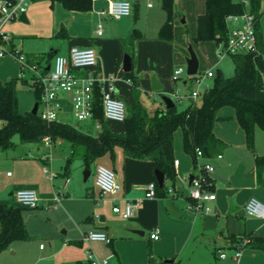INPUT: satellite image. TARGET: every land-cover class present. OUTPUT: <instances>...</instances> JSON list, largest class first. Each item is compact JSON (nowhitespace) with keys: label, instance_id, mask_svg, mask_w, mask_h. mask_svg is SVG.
<instances>
[{"label":"crops","instance_id":"crops-1","mask_svg":"<svg viewBox=\"0 0 264 264\" xmlns=\"http://www.w3.org/2000/svg\"><path fill=\"white\" fill-rule=\"evenodd\" d=\"M111 1L94 0L93 8L89 12H70L66 11L57 2L33 0L21 18L3 25L2 31H6L5 34L9 36V41L6 42L5 46L9 50L13 48V50L23 53L29 63L38 65L39 69L42 70H47L49 66H52L57 56H68L70 49L73 47L92 48L98 55V64L94 69L95 73L105 77H107L106 74L116 75L117 77L113 78L118 90L119 83L131 85L128 80L126 82L121 79L126 73L123 70L124 54L129 53L128 48L123 44V40L132 38L134 34L139 36L131 60L132 69L134 72L137 70V74H140L138 76L142 79L145 72L144 67L142 68L139 65V57L142 58V52L138 51L137 63L134 62V59L137 56V47L139 46L141 49L147 36L137 29L131 16L115 20L108 14H103V12H107ZM129 1H131L133 9L138 7L137 2ZM156 18L157 21L160 19L158 21L160 29L164 23V16L160 13L159 17ZM99 23L102 24L103 28L101 36L97 35ZM62 26L66 28L70 36L68 39L62 40L57 37ZM156 30H158V27L155 28ZM161 43L169 42L161 41ZM50 52L52 56L48 58ZM216 52L218 54V47ZM3 57L4 55L1 58ZM176 59V56L172 57L174 65ZM14 60L16 61L15 58ZM17 64L20 67L18 62ZM85 73L84 71L78 72L79 75ZM31 77L32 74L30 73L27 74L25 79L31 82ZM180 79L184 87L189 85L190 79L185 78V73ZM209 80H207V83L212 85L208 82ZM59 99L63 105V112L59 114L61 115L65 113L67 108L71 107V96L60 95ZM123 101L126 106H130L132 96L131 100ZM155 105L166 107L163 102L162 104L156 102ZM226 108L230 107H225L219 112V116L225 118V120L218 121L214 126L216 137L226 144L225 149L219 154L222 158L216 160L217 155L212 159L201 158L197 160L201 165L209 161L215 164V170L210 174V178L216 200L210 204L211 212L209 214H197L187 209L190 201V177L197 170L192 157L180 146L177 147L175 142L174 157L175 161H178V164L175 165L176 178L173 183L165 178L164 185L167 186V195L163 198L158 196L154 198L146 197L147 186L154 182L155 171L152 162L129 158L119 147L115 149L113 156L107 154L92 165L94 175L91 173L88 180H84L85 185L78 182L75 184L69 172L63 176L60 173H55L57 176L51 179L49 174L44 172V169L48 168L45 166L42 174L50 180L51 190L49 194V190L46 188V192L43 191L42 185L36 182L30 173L29 177L16 181L14 184L16 188L10 195L13 196L14 200V194L17 190L33 189L38 194L40 205L49 196H55L57 192H60L59 188L62 186L63 191H65L61 192L63 193L62 200L64 197L72 195L76 197L69 204V207L72 209L73 218L77 222L75 225L79 224V226L77 225L78 236L73 237L71 242L83 245L85 242H83V239L81 240V237L88 231L104 232L110 239L109 245L113 255L117 256L121 264H147L149 255L141 250L138 256L134 255L130 258L127 255L125 256V249L123 248L125 244L121 240L115 241L116 235L121 234V238L126 239V243L140 242L143 245L145 242L141 239L137 240L135 237L145 236L147 233V246L151 243L154 257L162 260H174L177 264H264V253L250 248L242 250L239 262L236 263L230 259L234 250L228 249L230 246L229 236L243 234L264 236V223H259V221L264 222V219L249 217L245 212V205L251 198H255L264 204V172L259 173L256 166V158L259 155H264V132L256 130V141L262 145L258 146L255 151L249 149L245 133L236 119L234 109L230 108L234 111L230 113L225 112ZM109 122L106 123L110 128ZM88 123L89 125H85L84 130L91 132L94 123L92 121ZM76 125L80 126V124ZM41 144L44 148L47 147L44 142ZM39 151L41 153L38 154V158L49 164L52 171V161L45 159L49 154L41 151V149ZM100 163H104L105 167L115 173L118 183L122 186L115 196L96 192L95 190V170L97 166L102 165ZM91 176H93V183L92 186H89L88 182ZM7 177L12 178L13 175L7 173ZM60 178L62 179L61 186H56V182ZM67 180L69 181L67 182ZM74 201H78V204ZM138 201L141 202L140 207L135 210L131 218L124 219L122 217L125 224L116 232L117 229L109 224L111 218L109 217V207H111L112 213L117 214L113 211L114 206L123 210L127 202L136 203ZM69 202L71 200H68ZM12 205H16L15 200ZM59 205H62V201ZM93 214H96V216L94 217ZM156 229L159 231V239L152 241L150 235ZM137 232H142L143 235ZM62 233L67 235L68 231L64 230ZM29 235L31 238L30 232ZM86 244L90 253L93 248H98L93 246L94 244L104 245L106 243L89 242ZM218 251L226 252L228 258H220ZM69 253L71 257L68 258V264L85 263V254H77L73 249ZM107 254L109 255V252ZM91 255L92 253L89 258ZM110 257H113L112 253ZM105 258L108 257L102 259ZM89 260L91 262V259ZM107 264H110L109 259Z\"/></svg>","mask_w":264,"mask_h":264},{"label":"trees","instance_id":"trees-1","mask_svg":"<svg viewBox=\"0 0 264 264\" xmlns=\"http://www.w3.org/2000/svg\"><path fill=\"white\" fill-rule=\"evenodd\" d=\"M59 3L66 11L89 12L94 0H48ZM264 0H252L249 15L254 17V27L257 36L256 50L238 55H230L235 65V75L225 77L218 75L213 78L211 87L204 91L197 101L184 111H178L176 104L171 108L153 105L146 107L141 101V90L138 76L134 70L125 73L124 77L132 85V103L127 106L124 121L125 130L116 134L107 126L103 119V110L99 91L96 92V102L93 121L101 124V130L92 134L81 126L71 125L60 121H44L37 113H22L19 109L18 85L27 84V79L13 78L8 81L0 79V151L15 147L13 138L18 135L23 143H42L49 138L52 143L66 140L76 149L82 147L83 164L86 170L107 154L114 155L116 148H121L124 154L136 160L150 161L154 171H160L172 183L176 178L174 157V134L178 129L183 133L184 151L197 163V150L204 158L212 159L219 155L226 144L216 137L214 126L218 121L225 120L219 116L221 109H234L236 119L243 129L249 149L254 148L255 130L264 131V42L258 29L261 13L258 7ZM174 3L175 0H161L166 12V21L158 32V39L164 42L174 40ZM244 3H234L232 0H205V11L197 16L195 42L214 41L218 46H226L230 32L227 18L245 14ZM65 40L70 36L64 26L57 34ZM139 36L134 34L130 39L123 40L131 58ZM3 43V42H2ZM4 44V43H3ZM11 52L15 51L13 48ZM52 53L48 54L51 58ZM199 74V73H198ZM191 81L194 77L189 78ZM37 102L42 99V89L33 85ZM199 102V104H198ZM175 103V102H174ZM162 104V102H161ZM259 173L264 172V156L256 158ZM156 194L166 197L167 186L160 188L154 176ZM213 192L212 185L208 188ZM22 207L0 202V253L7 250L14 241L30 239L26 228ZM230 250L247 249L264 253V236L252 234L231 235ZM246 241V242H245ZM245 242V243H244ZM149 260L147 264H166L165 260L154 257L152 245H148ZM76 264H82L77 262ZM172 264H177L174 260Z\"/></svg>","mask_w":264,"mask_h":264},{"label":"rangeland","instance_id":"rangeland-1","mask_svg":"<svg viewBox=\"0 0 264 264\" xmlns=\"http://www.w3.org/2000/svg\"><path fill=\"white\" fill-rule=\"evenodd\" d=\"M133 1L138 3V7L132 10L131 19L133 23H136L137 29L147 36V39L144 41L145 44L141 49L139 46L137 47V56H135L134 59V62L137 63L138 51H141L142 58L139 57V65L145 69L143 73L144 78L141 79V77H139L140 74H137V70H135L134 73L137 76L139 75L141 101L144 106L151 107L155 105L156 102L160 104L162 102V96H171L176 94L177 91L180 96H189L196 90L194 81L189 80V85L184 87L181 79L177 81L173 80L174 72L179 69H182L185 73V78L187 77L189 47H192L197 56L199 74L212 71L215 76L221 74L225 77H233L235 75V65L232 57L229 55L220 57L216 52L217 45L214 41L195 42L197 28L196 16L205 11V0H175L173 15L174 40L170 43H161L158 39V21L160 19L157 21L156 17H159L161 13L164 16L163 22L166 21V12L162 8L161 0ZM232 1L234 3L243 2L246 13H249L252 0ZM258 11L261 13L258 20V29L264 42V1L259 5ZM156 27H158V30L155 31ZM233 28L234 25L230 23L229 29ZM3 33L7 32L3 31ZM5 45L6 43L2 46V48L5 49L4 57H0V78L4 81H8L13 78H19L21 70L14 58L8 53L9 49L6 48ZM173 56L177 58L175 65L172 63ZM106 76L108 79L117 77L114 74H106ZM123 77H121V79L127 82ZM153 77L164 86L162 91H152ZM208 82L212 84L213 79ZM126 84L119 83L118 93L122 100L128 101L131 100L132 87ZM18 100L19 109L22 113L32 111L37 99L35 89L31 82L18 85ZM186 100H183L181 103L175 100L178 111H184L191 105V100ZM225 110V112H234L230 108H226ZM59 119L61 122L71 125L80 124L83 129H85V125H89L88 122L78 121L73 114L72 107L67 108L65 113L59 115ZM108 124L115 133L124 132L123 123L112 121ZM2 126L3 121L0 120V128ZM91 128V133H96L93 127ZM256 130L261 129L256 128ZM261 131L264 132L263 130ZM13 141L15 143L13 149L0 151V202L12 205L14 200L10 193L16 188L14 184L17 180L29 177L30 173L33 175L35 181L42 185L43 191L46 192L47 188L49 190L48 194L50 193V180L42 174L45 166L50 170V165L38 158V154L41 153L39 149L50 155L52 172L60 173L62 176L69 172L75 184L78 182L85 185L84 172L86 168L82 161L84 148L80 147L73 153L70 143L66 140H57L51 145V148H44L41 143H23L18 135L14 136ZM174 142L177 147L180 146L182 150L184 149L183 133L181 129L175 132ZM260 145L262 144L257 142L255 138L253 150L255 151ZM262 156L264 155H259L258 157ZM67 159L69 161H66ZM100 164L105 166L104 163ZM7 173H10L13 177H7ZM92 175H94V171ZM61 183L62 179L60 178L57 180L56 186H61ZM92 183L93 176H91L88 185L92 186ZM59 190L60 192H65L62 186ZM95 190L96 192H101V188L98 186H95ZM54 198L55 196L53 195L51 197L49 196L43 201V204H40L36 209H23L24 222L32 237L28 241L12 242L7 250L0 254V264H68V258L71 257L69 251L72 249L77 254L86 255L84 264H91L89 260V255L91 253L97 260L108 257L107 259H109L110 264H121L117 256L113 255L109 244H94L93 246L98 248H93L89 253L86 243H83V245L76 242L72 243L71 240L73 237L78 236L77 227L79 224L75 225L77 222L73 218L72 209L69 207V204H71L72 200H75L76 197L74 195L64 197L62 205H57ZM68 200H71V202L68 203ZM75 202L78 204V201H74V203ZM109 211V217H111L109 224L115 227L117 232L119 228L123 227L125 221L122 219L121 215L112 213L111 207H109ZM93 216L95 217L96 214H93ZM259 223L261 224L264 222L259 221ZM64 230L68 231L67 235H63L62 232ZM147 235L148 233L145 234V236L135 237L137 240H143L145 242L143 245H141L140 242L126 243V239H122L121 234L116 235L115 241L121 240V242L125 244L123 245L125 256L127 255L130 258L134 255L138 256L141 250H144L148 254ZM82 239L83 236L81 237V240ZM107 252H109V255ZM111 253L113 256L112 258L110 257Z\"/></svg>","mask_w":264,"mask_h":264},{"label":"built area","instance_id":"built-area-1","mask_svg":"<svg viewBox=\"0 0 264 264\" xmlns=\"http://www.w3.org/2000/svg\"><path fill=\"white\" fill-rule=\"evenodd\" d=\"M33 0H0V57L5 53L2 48L3 43L9 41V36L2 31L4 24L18 20L26 13L29 5ZM133 5L129 0H112L109 4L107 12L115 20H121L129 17L132 14ZM227 22L234 25L230 29L226 46H218V55L220 57L227 55L246 54L256 50L257 36L254 27V17L245 13L243 15H234L227 18ZM103 34L102 24L97 26V35ZM3 42V43H2ZM16 61L20 64L21 75L20 78L25 79L27 74H32V85H38L42 89V99L38 107V114L47 122L60 121L59 114L63 112V105L59 99L60 95L71 96V107L74 116L80 122H93L94 130L96 132L101 130V124L93 121V114L96 102V92L99 91L102 102L103 119L106 122L114 121L124 123L127 115V106L125 102L119 97V90L115 83V79L111 77L108 79L105 76L95 73L94 69L98 64V55L92 48H78L70 49L68 56H57L49 70L39 69L40 67L28 62L27 57L18 51H8ZM86 72L84 75H79L78 72ZM184 74L182 69L174 72L173 80H179ZM188 78H191L187 75ZM194 77L196 90L189 96H180L178 93L172 95L170 98L175 102L181 103L183 100L189 99L197 101L201 94L208 90L211 85L207 80L215 77L212 71L204 74H197ZM47 147L51 148L53 144L49 138L43 140ZM198 160L203 157L202 152L197 150ZM218 155L216 160L221 159ZM46 160H51L50 155L45 157ZM178 161L174 162L177 165ZM196 173L190 181V201L187 209L197 214H209L211 212L210 204L216 200L214 192L208 188L212 185L210 174L215 170V164L212 161L201 165L198 161L196 163ZM50 178L57 176L48 168L44 169ZM69 180H67L68 182ZM95 185L101 188L103 194L117 195L122 186L118 183L115 173L105 166L99 165L95 170ZM156 185L154 182L147 186L146 197H156ZM63 193L57 192L55 194V201L57 205L61 204ZM16 205L27 208L36 209L39 206L40 199L38 194L33 189H20L14 194ZM141 202H127L125 208L114 206L113 211L120 214L124 219H129L134 215L135 210L140 207ZM245 212L249 217L264 219V204L255 198H251L245 205ZM150 239L157 241L159 239V231L154 230ZM83 242H103L110 243L108 235L104 232L91 230L83 235ZM246 242V241H245ZM244 242V243H245ZM218 255L222 259H227L226 252L218 251ZM242 255V250L237 249L233 251L232 259L234 262H239ZM91 264H107L108 259L97 260L94 256H90Z\"/></svg>","mask_w":264,"mask_h":264},{"label":"water","instance_id":"water-1","mask_svg":"<svg viewBox=\"0 0 264 264\" xmlns=\"http://www.w3.org/2000/svg\"><path fill=\"white\" fill-rule=\"evenodd\" d=\"M189 51V58L187 59V75L190 77H193L195 75L198 74V69H199V64H198V59L197 56L194 52V50L192 49V47H189L188 49ZM50 69V66L47 68V70ZM123 70L127 73L130 72L132 70V60H131V56L130 54L127 52L124 54V60H123ZM163 89L162 84L155 78H152V90L155 92L161 91ZM162 102L165 104L166 108H171L175 105V103L173 102V100L169 97V96H162ZM38 107H39V103L36 102L33 109H32V113L34 115H36L38 113ZM76 127H79V125H76ZM92 173V170L88 169L85 170L84 172V180L87 181L88 178L90 177ZM155 176L157 179V182L160 186V188H163L164 183H165V176L163 173H161L160 171H155ZM192 177H190V181L192 180ZM141 235H143L142 232H137ZM173 260H165L166 264H172Z\"/></svg>","mask_w":264,"mask_h":264}]
</instances>
